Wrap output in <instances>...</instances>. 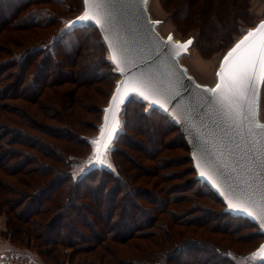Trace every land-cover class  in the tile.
<instances>
[{"label":"trees","instance_id":"16d2710c","mask_svg":"<svg viewBox=\"0 0 264 264\" xmlns=\"http://www.w3.org/2000/svg\"><path fill=\"white\" fill-rule=\"evenodd\" d=\"M67 1L69 0H3L6 5H17L13 7L7 20L0 23V32H5L4 36H0V47L11 48L9 51L0 49V213L6 217V231L10 237L26 241L27 244L34 238L41 246L38 253L44 257L50 256L47 260L50 264H64L65 248L73 250L74 247L85 253L99 249L95 254L98 264H176L183 250L193 256V251L190 250L194 246H188L189 242H181L165 251V246H161L159 239L153 244L156 240L152 241L151 238L166 235L164 229L161 232H139L151 224L148 209L142 210L139 204L133 202L118 207L120 204L124 205L127 193L126 189L124 194L120 193L117 186L120 182L127 188L129 186V180L123 179L122 172L125 174L134 170L133 176L141 177L140 174L143 173L138 171L140 170L150 177V173L143 167L145 164L133 163L130 159L127 170L121 172L119 165L114 163L118 175L96 171L101 174L99 178L102 180H98L95 186V172L89 175L90 178L73 177L72 154H66V145H77V140L81 142V138L80 135L76 137L77 140L72 138L74 131L71 124L56 118V111L53 109L59 110L61 114L66 112L64 116L68 110H74L77 98L82 99V96L77 97L78 85L89 87L90 82L97 77L96 73L85 79L76 73L95 69L94 63L87 60V57L93 53L94 47L101 46L104 49V46L97 30L92 26L62 31L63 35L59 38L51 36L52 34L46 37L50 26L61 22V19L54 18V14L45 5L51 3L61 7ZM236 4L235 0H214L212 12L209 4L204 5L202 12L213 13L212 23L220 24L222 12L228 8L233 13L235 8L238 9ZM29 5L35 7L27 11ZM238 12L240 13L239 10ZM90 33H94V36ZM81 35H85L82 42L77 39ZM3 54L11 56V64L3 58ZM47 65H53L55 69L52 71ZM68 67L74 70L64 71ZM67 86H73V89L68 91ZM47 91L49 92L46 93ZM13 101L19 103L12 105ZM130 104L140 106L137 102L128 103L126 110ZM150 115L162 119L166 131H178L181 146L188 156L189 151L179 129L156 111H151L147 116ZM8 116H12V119L9 120ZM143 116L146 117L144 114ZM69 118L71 114L65 120L70 122ZM26 130L46 136L55 144L48 145L40 138L36 142H30L26 139L29 137ZM161 133L164 135L165 131L162 129ZM117 145L118 142L115 155ZM30 149L41 159H47L51 163H43L38 156H31L25 151ZM187 162L191 163L188 157ZM191 171L194 173L192 167ZM193 181L197 182L202 191L207 190L205 192L214 196L221 205L220 216L246 224L255 229V236L257 234L262 237L248 221L224 213L222 202L208 187L200 185L194 177ZM118 196L123 197V200H119ZM135 210L140 211L138 219L135 217ZM65 215L66 219H70V224ZM64 225L66 230L62 229ZM144 234H149L151 247L133 243L135 239L147 240L143 237ZM168 243L171 244V241L168 240ZM185 244L189 250L185 248ZM131 249L133 250L130 252ZM212 249L220 252L219 249ZM153 252L157 254L152 255ZM80 264L84 262L81 261Z\"/></svg>","mask_w":264,"mask_h":264},{"label":"rangeland","instance_id":"374dc122","mask_svg":"<svg viewBox=\"0 0 264 264\" xmlns=\"http://www.w3.org/2000/svg\"><path fill=\"white\" fill-rule=\"evenodd\" d=\"M213 1L147 0L146 2L149 16L151 20L156 22V30L162 37L171 34L176 41L188 37L195 39L193 48L189 50L188 54L180 56L179 62L198 84L207 87L214 84L215 69L223 51L241 32L252 27L264 17V0H235L238 9L235 8L233 13H230L226 8L227 11L222 12L221 23L215 24L212 23L213 13L203 14L202 12L205 4L211 6L209 9L211 8L212 12ZM14 6L17 5H6L3 0L0 1V23L7 20ZM45 6L49 7L50 12L54 14L53 17L60 18L61 22H56L57 24L50 26V29L46 32L47 36H43L49 37L52 34L51 36L56 38L63 35L60 29L64 26V22L80 13L82 8L81 0H69L61 7L51 3H47ZM34 7V5H29L27 11H31ZM174 11H176V14H174ZM90 34L94 36V33ZM4 35L5 32H0V36ZM84 38L85 35L77 37L81 42ZM0 49L1 51H9L11 48L8 46L6 48L0 47ZM3 56L11 64V56L6 54H3ZM87 60L93 62L96 68L83 70L76 74L87 79L90 78L91 74L97 73L95 75L97 77L90 82L89 87L84 88L78 85L77 97L82 96V99L77 98L78 102L75 104L74 110L67 111V115L71 114V118H69L71 121L65 120L67 115H64L66 112L61 114L58 112L59 110L53 109L56 111L54 112L56 118L71 124L70 127L74 131L72 138L79 135L81 138V142L76 138L79 142L77 145H66V154L69 152L72 154L71 169L74 179H83L86 176H91L92 172L96 173V171H104L117 176L118 173L114 163L119 165L122 172L129 167L127 163L130 159L133 160V163H143L145 166L137 165L143 166L146 172L150 173V177L140 170L138 171L144 174H140L141 177L133 176L135 175L134 170L127 171L125 174L122 172L123 175L121 176L123 179L129 180V186L128 188L123 186V182H120V185L117 186L120 193L124 194V189L127 193L124 205L120 204L118 207H124L129 202H133L139 204V208H142V210L148 209L150 211L151 224L148 227L149 229L140 230V233L161 232L164 229L166 235L162 236L160 234L157 238H151L152 241L156 240L153 244L158 242L159 239L161 246H165V251L172 249L173 244L181 242H189L188 246L195 247L190 250L193 251V256L183 250L176 264H246V260L259 263L260 260L251 258L250 252L257 247L264 237H259L257 234L255 236V229L246 224L220 216L221 205L214 199V196L205 192L207 191L205 188V191H202L197 182L193 181L195 172L191 171V163L187 162L188 153L181 146L182 140L178 131L171 129L166 131L162 119L154 115L148 117L147 115L151 112L145 105L142 108L139 105L130 104L127 110V107L125 108L121 117L122 126L117 140L104 156L106 164H92L95 146L92 142L97 136L101 109L106 104L118 76L107 61L105 49L101 46L94 47L93 53L87 57ZM66 64L68 66V63ZM48 67L49 69L52 68V71L55 69L53 65H47ZM9 69L11 68L9 67ZM72 70L74 68L68 67L64 71ZM67 87L69 88H67L68 91L73 89V86ZM11 103L15 105L19 102L13 101ZM255 118L258 122L264 123V88L257 102ZM8 119L11 120L12 116H8ZM162 129L165 131L164 135L161 133ZM25 133L29 136L26 139L30 142H36L37 138H40L48 145L55 144L46 136H41L29 130H26ZM117 142L118 153L116 152L115 155L114 150ZM29 144L36 145L35 143ZM63 146L65 145H61V147ZM25 151L31 156L40 158L32 149ZM41 161L51 163L47 159H41ZM98 167H109L110 169L107 171ZM100 176L101 174L98 173L93 176V186L97 185L98 180H102L99 178ZM144 182L146 183L144 184ZM121 200H123V197ZM136 212L135 217L138 219L140 211L135 210L134 213ZM66 221L70 224V219H66ZM134 222L138 224L137 220H134ZM140 223L144 224L141 221ZM1 227L3 231L0 230V240L3 244L11 246L6 247L3 251L19 250V252L24 253L27 251L33 255V261L37 258L40 264H50L47 261L50 256L44 257L38 253L41 246L34 238H32L31 243L27 244L26 241L10 237L6 231V217L2 213H0V229ZM62 229L66 230V226L64 225ZM33 234L32 232L31 235ZM148 235L143 236L147 240L135 239L133 243L151 247ZM168 240L171 241V244L168 243ZM212 247L219 249L220 252L216 250L215 252ZM96 250L99 249L85 253L80 249H75V247L73 250L65 248L64 264H76V262L80 264L81 261L84 264H98L95 260ZM3 251L1 250V252ZM154 254H157V252H153L152 255ZM33 261L31 264H33Z\"/></svg>","mask_w":264,"mask_h":264},{"label":"water","instance_id":"95a60500","mask_svg":"<svg viewBox=\"0 0 264 264\" xmlns=\"http://www.w3.org/2000/svg\"><path fill=\"white\" fill-rule=\"evenodd\" d=\"M118 2L120 14L115 25L107 26V31H105L104 26L98 25L94 21L78 22L79 17L84 15L86 10L84 0H81L80 13L71 19H67L60 29L62 32L80 27H94L104 46L107 61L113 67L115 74L118 75L108 100L101 109L97 136L93 142L101 137L106 119L109 130L114 124L118 126L111 132V140L107 142V148L94 144V153L99 147V150L106 154L120 133L121 117L127 105L118 103L113 107L114 95L119 90L122 99L125 101L129 96H135L136 100L145 105L149 112L156 111L162 114L179 129L189 151L188 158L191 160L195 179L201 185L207 186L222 202L223 212L248 221L257 228L258 234L264 237V224L261 223L259 215V201L261 192L264 191V168H261L259 163L249 165L246 157L241 158L249 150L246 141L251 139L255 142L257 161L264 160V151H262L264 149V123L258 122L255 118L257 102L263 91L264 82H257L258 91L253 98L254 103L244 110V123L238 129L229 127V123L223 117L221 110L208 104L210 95L209 91H205V89L216 88L220 82L217 73L220 71L225 56L249 32H255L261 24H264V17L252 27L241 32L223 51L215 69L214 84L207 87L198 84L179 62V57L188 54L189 50L193 48L195 40L193 37L178 41L171 34L162 37L156 30V22L151 20L146 9L147 0H118ZM87 7L89 14L94 15L97 14L101 5L97 3V0H89ZM73 22L78 23L74 28H70L69 25ZM169 37H171L170 42ZM188 41H191V44L187 51H182L180 55L173 58L176 51L175 46L186 44ZM113 45L116 47L113 48ZM165 51L168 52V55L163 54ZM114 54L116 56L115 61L113 60ZM157 54H160L159 58H157ZM145 61L149 63L155 61L153 69L159 70L164 77L166 92L163 97L154 96L148 91L145 93L150 96V99H159L160 103H164L165 107L163 108L160 107V103L150 106L149 101L143 100L142 96L132 90L131 85L142 79L141 70L145 67ZM256 125H259L260 128H257ZM240 133H243V138ZM237 144L240 145L239 149H237ZM95 160L96 156L94 155L92 164H99L95 163ZM249 167L252 168L251 172L248 171ZM98 168L107 171L110 169L109 167ZM221 169L231 179V187L226 182V175L221 174ZM201 171L205 172L204 176L200 175ZM241 187L247 189V196L253 197L257 201L256 206L245 203V193L241 191ZM234 189L235 194H233ZM229 203L248 207L253 214L248 215L247 212H239L237 209L229 208ZM262 246H264V239L250 252L251 258L259 252ZM257 260L260 262L246 260V264H264L262 258L258 257Z\"/></svg>","mask_w":264,"mask_h":264},{"label":"snow or ice","instance_id":"6c2138e0","mask_svg":"<svg viewBox=\"0 0 264 264\" xmlns=\"http://www.w3.org/2000/svg\"><path fill=\"white\" fill-rule=\"evenodd\" d=\"M86 10L84 15L79 17L78 22H89L94 21L98 25L105 27L107 31L108 25H115L118 15L120 14V7L118 0H97V3L101 5L98 9L97 14H89L88 3L89 0H84ZM73 22L69 25L70 28H74L76 23ZM171 37H169V42ZM191 41H188L183 45L175 46V56L181 54L182 51H187ZM116 46L113 45V48ZM164 55H168L165 51ZM160 54H157L159 58ZM113 60H116L115 54L113 55ZM145 61V67L141 70L142 79L133 83L131 85L132 90L137 92L139 96L143 97V100L149 101V105H155L160 103L159 99H150L146 91L150 92L152 95L157 97H163L166 92L165 80L162 74L157 69H153V64ZM219 77V83L216 85L215 89L207 90L209 91L210 99L208 104L213 105L221 110V113L225 120L229 123V127L240 128L243 126V115L244 110L252 103H254V97L257 94V82H264V24H261L255 32H249L247 36L244 37L224 58V62L221 65L220 71L217 73ZM140 103L136 100L135 96H129L127 101L122 99L120 91L113 97V107L118 103H124L125 106L132 102ZM140 106L144 105L140 103ZM160 107H165L164 103H160ZM151 110V109H150ZM195 111V108L193 109ZM111 111V109H110ZM118 125H113L111 130L108 129V123L106 119L105 128L102 129V135L93 143L99 145V147L107 148V142L111 140V132L115 130ZM260 128L259 125H256ZM104 133H107L106 135ZM243 138V133H240ZM246 143L249 145V150L244 153L241 157L247 158L249 165L259 163L261 168H264V160L257 161L256 158V148L255 142L248 139ZM97 147L94 155L96 156L95 163L106 164L104 159L105 153L101 152ZM240 145L237 144V149ZM264 151V149H262ZM110 166V165H109ZM199 167V165H198ZM221 174L226 175L221 169ZM248 171L251 172L252 168L249 167ZM201 176L205 175L204 171L200 172ZM226 182L231 187V179L226 175ZM249 187H251L249 185ZM241 191L245 193V203L250 206H256L257 201L250 196H247V189L241 187ZM235 194V189L233 190ZM239 198V197H237ZM229 208L237 209L239 212H247L248 215L253 213L249 211L248 207H244L240 204L229 203ZM259 215L261 218V223L264 224V191L261 192V198L259 201ZM258 257L264 260V246L261 247L258 253L254 254L253 260Z\"/></svg>","mask_w":264,"mask_h":264},{"label":"built area","instance_id":"2783aa9c","mask_svg":"<svg viewBox=\"0 0 264 264\" xmlns=\"http://www.w3.org/2000/svg\"><path fill=\"white\" fill-rule=\"evenodd\" d=\"M6 251V252H5ZM0 252V264H31L33 255L26 251L19 252V250Z\"/></svg>","mask_w":264,"mask_h":264},{"label":"crops","instance_id":"0c3cea01","mask_svg":"<svg viewBox=\"0 0 264 264\" xmlns=\"http://www.w3.org/2000/svg\"><path fill=\"white\" fill-rule=\"evenodd\" d=\"M1 231H3L2 230V227H1V229H0ZM1 241V240H0ZM2 242V241H1ZM6 247H11V246H8V245H6V244H3V242L0 244V252H1V250L3 251V249H5ZM33 264H40V262H39V260L37 259V258H35L34 259V261H33Z\"/></svg>","mask_w":264,"mask_h":264},{"label":"bare ground","instance_id":"6f19581e","mask_svg":"<svg viewBox=\"0 0 264 264\" xmlns=\"http://www.w3.org/2000/svg\"><path fill=\"white\" fill-rule=\"evenodd\" d=\"M118 76V75H117Z\"/></svg>","mask_w":264,"mask_h":264}]
</instances>
